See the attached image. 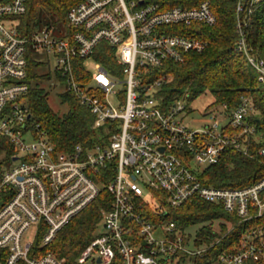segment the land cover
I'll use <instances>...</instances> for the list:
<instances>
[{"label":"built area","instance_id":"obj_1","mask_svg":"<svg viewBox=\"0 0 264 264\" xmlns=\"http://www.w3.org/2000/svg\"><path fill=\"white\" fill-rule=\"evenodd\" d=\"M27 1L0 0V137L17 152L0 179V199L8 198L0 206V264H67L43 247L97 199L103 186L112 195L101 208L104 231H97L76 264H163L178 253L203 252L192 248L174 221L153 217L194 197L222 204L241 221L264 218V177L245 187L224 188L204 184L198 171L218 162L228 148L248 152L244 141L256 133L248 121L252 100L245 97L235 108L223 104L193 129L185 123V98L168 106L161 101L160 89L171 75L147 82L154 68L207 48V40L190 33H196L194 24L217 22L208 0L192 7H163L158 0H76L58 36L51 27L22 33L16 18L27 12ZM261 4L237 0V47L264 84V59L249 47L245 19ZM100 48L116 55L111 70L95 59ZM38 50L54 56L60 83L94 115L92 127L101 133L91 146L60 151L33 125L28 69ZM81 63L90 71L88 83L79 79ZM118 83L124 85L120 93ZM33 226L36 238L25 242ZM219 260H264V223L247 231L237 249L220 254Z\"/></svg>","mask_w":264,"mask_h":264},{"label":"trees","instance_id":"obj_2","mask_svg":"<svg viewBox=\"0 0 264 264\" xmlns=\"http://www.w3.org/2000/svg\"><path fill=\"white\" fill-rule=\"evenodd\" d=\"M158 1L163 7L175 4L192 7L207 0ZM208 1L217 16V22L214 25L194 24L196 33H190L207 40V48L202 52L186 53L182 62L169 61L154 68L147 82L153 77L169 73L171 80L160 89L163 105L168 106L177 98H185L189 111L190 103L207 94H211L213 98L208 108L216 111L223 104L235 108L245 97L252 100L254 111L248 121L255 126L256 133L244 141L248 152L228 148L218 162L198 169L204 184L241 188L264 177V84L259 80L258 72L247 55L237 47V0ZM75 2L76 0H28L27 12L20 16L22 33L31 34L42 27L41 24L48 21V16L65 23L66 12ZM245 19L249 20L246 27L249 47L255 56L264 59V0ZM181 32L186 30L182 29ZM101 46L107 48V51L110 48L105 43ZM31 59L32 56L28 69L30 89L27 103L33 114V125L44 130L60 151H70L79 144L91 146L99 141L101 131L92 127L94 115L80 103L73 91L66 89L60 93L62 102L68 104L65 113L61 114L50 106L49 91L42 85L49 75L36 71ZM95 59L110 70L116 66V55H110L102 48L96 52ZM78 73L81 82H90V71L82 63L78 67ZM16 153L10 140L0 137V179L5 169L14 162ZM7 199H0V206ZM110 200L112 195L103 186L97 199L76 214L43 249L51 250L59 258H66L67 264H76L80 253L96 237L102 219L101 208ZM167 208V215L161 217L153 214L154 219L174 221L186 241L190 240L192 248L204 251L199 254L178 253L163 264H225L219 260L220 254L237 249L247 231L264 223V218L241 221L235 213L226 211L222 204L199 197L187 200L178 207ZM193 227L194 232L190 231ZM254 264H264V260Z\"/></svg>","mask_w":264,"mask_h":264},{"label":"rangeland","instance_id":"obj_3","mask_svg":"<svg viewBox=\"0 0 264 264\" xmlns=\"http://www.w3.org/2000/svg\"><path fill=\"white\" fill-rule=\"evenodd\" d=\"M48 21L44 24H41L42 27L37 28L36 30H40L44 27L52 28V35L58 36L60 35V30H66V22L63 20H56L55 18L48 16ZM16 22L20 25L21 17L16 18ZM32 63H34V68L36 71L43 72L49 75L45 81L42 82V85L49 91V104L50 106L59 113H65L68 110V104L63 103L60 97V93L66 90V87L60 83L55 73V58L54 56L48 55L45 50H38L36 53L32 54ZM90 70H94V66H89ZM124 85L122 83H118L116 85L117 93H120L123 90ZM117 97V96H116ZM115 100V97L113 98ZM213 101L211 94L202 95L192 103H190L189 107L191 110L188 112V116L185 118V123L193 128H199L203 121L202 119L206 116L207 112L216 111L215 109L208 108V106ZM104 224L100 223L98 232L104 231ZM195 227L190 228V231L194 232ZM37 235L36 226H33L25 235V242L34 241ZM155 235L157 237H162L160 231H156Z\"/></svg>","mask_w":264,"mask_h":264},{"label":"water","instance_id":"obj_4","mask_svg":"<svg viewBox=\"0 0 264 264\" xmlns=\"http://www.w3.org/2000/svg\"><path fill=\"white\" fill-rule=\"evenodd\" d=\"M13 160H17V157H14Z\"/></svg>","mask_w":264,"mask_h":264}]
</instances>
